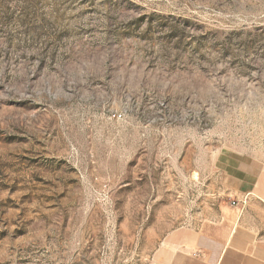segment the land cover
I'll list each match as a JSON object with an SVG mask.
<instances>
[{
  "label": "rangeland",
  "instance_id": "374dc122",
  "mask_svg": "<svg viewBox=\"0 0 264 264\" xmlns=\"http://www.w3.org/2000/svg\"><path fill=\"white\" fill-rule=\"evenodd\" d=\"M248 157L264 0H0V264H149L222 233Z\"/></svg>",
  "mask_w": 264,
  "mask_h": 264
},
{
  "label": "crops",
  "instance_id": "0c3cea01",
  "mask_svg": "<svg viewBox=\"0 0 264 264\" xmlns=\"http://www.w3.org/2000/svg\"><path fill=\"white\" fill-rule=\"evenodd\" d=\"M232 181L238 216L230 228L175 231L146 255L149 264H264V160H241Z\"/></svg>",
  "mask_w": 264,
  "mask_h": 264
},
{
  "label": "built area",
  "instance_id": "2783aa9c",
  "mask_svg": "<svg viewBox=\"0 0 264 264\" xmlns=\"http://www.w3.org/2000/svg\"><path fill=\"white\" fill-rule=\"evenodd\" d=\"M234 204H235V202H234Z\"/></svg>",
  "mask_w": 264,
  "mask_h": 264
}]
</instances>
